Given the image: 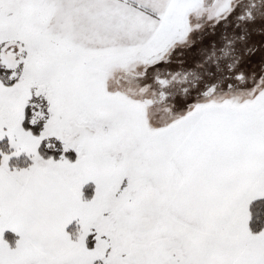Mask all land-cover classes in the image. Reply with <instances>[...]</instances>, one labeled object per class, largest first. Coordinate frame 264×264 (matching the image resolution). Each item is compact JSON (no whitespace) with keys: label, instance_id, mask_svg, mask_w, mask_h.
Here are the masks:
<instances>
[{"label":"snow or ice","instance_id":"snow-or-ice-1","mask_svg":"<svg viewBox=\"0 0 264 264\" xmlns=\"http://www.w3.org/2000/svg\"><path fill=\"white\" fill-rule=\"evenodd\" d=\"M0 264H264V0H0Z\"/></svg>","mask_w":264,"mask_h":264}]
</instances>
